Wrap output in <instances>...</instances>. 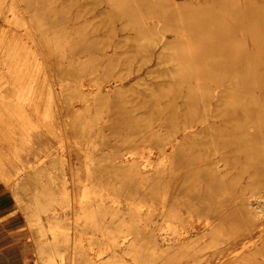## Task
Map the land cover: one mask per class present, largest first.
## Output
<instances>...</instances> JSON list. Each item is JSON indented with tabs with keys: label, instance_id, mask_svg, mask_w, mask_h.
I'll return each instance as SVG.
<instances>
[{
	"label": "rangeland",
	"instance_id": "obj_1",
	"mask_svg": "<svg viewBox=\"0 0 264 264\" xmlns=\"http://www.w3.org/2000/svg\"><path fill=\"white\" fill-rule=\"evenodd\" d=\"M102 1L101 11L96 0H0V192L8 197L0 207V224L7 217L15 219L10 228L17 232L6 236L10 248L18 245L12 254L22 264H260L264 213L259 219L242 218L232 207L234 219L224 222L222 217L241 192L264 195V175L249 166L264 157V132L251 145L244 164L231 158L222 173L198 167L199 159L214 150L210 131L181 145L194 163L182 172L190 178L172 207L197 230V222L216 223L195 243L159 251L150 247L152 221H162L157 216L162 190L144 167L160 161L153 139L158 126L166 125L163 133L168 128L167 96L154 86L166 69L160 68L161 61L178 65L179 74L202 76L213 56L210 48L202 49L212 40L206 34L195 40L186 32L183 41L172 40L181 30L180 19L184 25L202 22L206 16L195 11L207 8L208 16L226 24L224 34L234 31L235 39L224 50L236 49L248 60L245 92L222 100L223 109L241 103L250 109L264 106V89L255 88L264 70V43L252 40L249 23L238 18L234 7L221 8L232 0L153 2L171 9L177 5L180 13L173 10L177 18L171 28L162 14L149 13L134 0ZM191 1L198 7L192 9ZM243 1L233 0L236 7ZM108 5H115L117 16L105 15ZM129 9L144 16L130 23L125 19ZM146 26H152L153 33L136 35L138 27ZM155 37L159 44H154ZM197 54L204 64L196 60ZM231 70L230 78L238 81L237 69ZM176 128V123L169 125V136L160 141L172 137ZM79 144L87 149L86 157ZM88 167L92 192L89 208L81 213L77 199ZM215 184L220 185L218 192ZM210 207L218 209L211 216ZM121 238L128 243L123 246Z\"/></svg>",
	"mask_w": 264,
	"mask_h": 264
},
{
	"label": "bare ground",
	"instance_id": "obj_2",
	"mask_svg": "<svg viewBox=\"0 0 264 264\" xmlns=\"http://www.w3.org/2000/svg\"><path fill=\"white\" fill-rule=\"evenodd\" d=\"M106 1L108 2V4H110L108 0ZM134 1L142 4L143 7L145 6L146 8L144 7V9H147V12L149 13L162 14L165 18V22L168 25V28L173 27L175 23L174 19L177 18V15L173 12L175 11L174 9L177 7V5H174L175 8L171 9L167 8V5L165 6V8L159 6L156 7L155 5L153 6L152 4H154L157 0ZM158 1H163L164 5L166 3L170 5L169 3L173 0H169V3L167 0V2L165 1L166 3L164 2V0ZM107 2L105 4L106 6ZM160 2L157 3L160 4ZM188 3L190 4L191 8L194 6L198 7V5L194 4L195 2L193 3L191 1ZM219 3L221 4V2ZM241 3H243L241 7H236L238 3H234L232 0L231 2H225L220 6L221 8H226L228 5H230L232 9L234 7V11L238 14V18L244 19L249 23L248 29L251 30L249 32L252 40L255 43H264V0H245ZM95 4L100 10L103 1L96 0ZM173 4L178 3L176 0H174ZM108 6L109 7L104 11L106 12L105 15H109L111 16V18L117 16L116 11L113 10L115 5L113 6V8L111 5ZM190 6L185 8L189 9ZM136 7L139 8V6ZM177 8L176 11L178 10ZM191 8L189 10L193 9ZM205 9L206 11L202 6H200V8L198 7V9L195 11L196 13H201L202 15L206 16V18L202 22H195L193 20V22L187 21L188 23L184 25L182 22L183 19H180L181 23H179V21L178 26L181 27V30L178 31L176 33L177 35H175L172 39L181 41L183 37L187 38L186 32H188V35L192 33V37H195V40L200 35L204 37L207 36L209 38L212 37L211 41L208 40L207 42H205L207 47L205 45L204 47L201 46L202 49L210 48L209 51L213 54L212 58L210 57L211 60L208 62L206 61L207 63L204 64V60L201 57L203 55L202 53V55L200 54L201 56L198 55V53V56L196 57V60L198 62L205 65V73H203L202 76L195 73L179 74L178 65L165 64V62L162 60L160 68L166 66V69L163 71V74L159 76L161 78L160 80H154V86L156 88H159L160 91H163L167 96V100L165 103L167 111L164 117L166 122L168 123L167 127L169 128V125L176 123L177 128L175 133L173 135H170L172 137L167 138L168 140L165 142H161L160 140L161 137L169 136L168 128L166 129L165 133H163V131L166 125H160L156 128L158 134L154 135L153 141L154 146L157 147V152L159 154L158 157L160 158V161L158 162V164H153V167H144L145 174L152 176L154 185L158 186V191L160 189L162 190V197L161 199H159V202L162 203V206L158 207L159 215H157L162 217V221L160 223L152 221L153 227L150 232V235H152L150 247L153 249V251H159L168 248L174 249L177 246L183 245V243L187 241H191L190 244L195 243L194 241L196 240V238L201 237L207 232H212L216 225V223L212 222L203 223V225L201 224V222H197L200 228L197 230L196 224H190L187 221H184L183 212H181L180 209L178 211H175V208L172 207L174 197L182 194L186 187L185 183L190 178L189 173H185L183 175L182 172H184L186 167L193 165L194 163L193 159L181 150V145L185 142V140L194 135H199L202 133L204 134L206 131H210V136L208 138H210L211 143L214 144V150L212 151V153H207L204 157L199 159L198 162L201 165H199L198 167H206L222 173L221 168L223 167V164H227L229 160H231V158L237 159L238 163L240 161L241 164H244L246 157L249 156L250 147H253L251 145L255 142H258L261 133L264 132V106L256 109H250L249 107L241 103L237 106H229L225 107L224 109L221 108L222 100H224L225 98L227 99L230 95L241 96V94L245 92L244 90L247 82L245 83L246 80L244 76V68L246 64H248V60L245 58L242 59L240 57L242 54L236 49L232 50L231 52H228V50H224L228 49L231 46V42L235 39L234 31L231 30L230 34H224L222 32V28L226 24H224L218 18L208 16V9ZM139 12L137 13V9L136 12L129 9L125 13V19L130 20V23L135 22L140 17H142L143 13L140 14ZM99 13L100 15L101 13L102 15H104L103 12ZM180 15L181 14H179L178 16L181 17ZM152 29V26L138 27L136 30V35H142L145 32L153 33ZM182 31H184L183 35ZM204 34H206V36ZM153 42L154 44H159L161 40L159 42V40H157V38L155 37L153 39ZM165 44L166 42H163L159 46L164 47ZM261 47L264 48V46ZM198 51L205 52L206 50ZM151 59L152 58H150L149 60ZM233 67H235L237 69V73H239L240 79H238V81L230 78L229 73H231V69ZM212 70L216 73L214 74ZM258 81L259 84L255 88L261 90L264 89V70L262 69L259 73ZM158 113L163 114V110L161 108L158 109ZM255 118L257 120H259L260 118L261 121L259 120L260 122H256L254 120ZM79 145L77 146L78 149L86 157L87 149L85 150V147L83 148L81 144ZM169 149H171L170 153H168ZM165 157L166 159L163 160V158ZM134 161H136V159H134ZM234 165H236L235 162ZM249 166L255 168V171L259 174V176L264 175V171L262 169V167H264V157H259L254 162H250ZM91 179V170L88 167V172L86 178L84 179L83 194H79L81 197L77 199V203L79 206L78 211L80 210L81 213H85L86 209L89 208V197L92 192L91 188L89 187L90 182L92 181ZM214 189L215 192H218L220 190V185L215 184ZM252 196H254L255 198L250 199V197ZM263 198L264 195L259 193L251 192L250 194H247L241 192V194L239 195V200L235 202L234 205L226 208V213L222 217L223 221L231 222L232 219H234L235 212L230 213L232 207L238 209L242 218H261L264 213ZM199 199L201 201H204L206 199V195H200ZM151 208L153 210L150 209V213L152 217H154L156 207L152 204ZM216 211H218L216 207L208 208L210 216L213 215V213ZM80 212L78 213V216H76L77 219L81 218ZM208 217L209 214L207 215V218ZM151 237L149 238L151 239ZM119 242L124 243L122 244L124 246L128 243V240L125 238H121ZM246 245H248V243ZM98 255L101 254L97 253V256ZM261 255L262 260L260 261V264H264V254L261 253Z\"/></svg>",
	"mask_w": 264,
	"mask_h": 264
},
{
	"label": "crops",
	"instance_id": "obj_3",
	"mask_svg": "<svg viewBox=\"0 0 264 264\" xmlns=\"http://www.w3.org/2000/svg\"><path fill=\"white\" fill-rule=\"evenodd\" d=\"M0 198H2L0 200V207L1 205L3 206L4 201L8 200V197L4 194H1L0 192ZM3 195V196H2ZM1 211H0V218H1ZM5 216V215H3ZM10 218L7 217L5 223L1 222V226H0V264H22V262H18V259L16 260L15 255L12 254L14 253L13 250H17L18 245L14 244L13 246H9V244L6 241V236L8 234L17 232V228H10L12 225H15V219H11L9 221ZM9 222V223H8ZM6 224V225H5ZM16 248V249H15ZM10 251V255L9 258H4L5 257V253H8Z\"/></svg>",
	"mask_w": 264,
	"mask_h": 264
}]
</instances>
